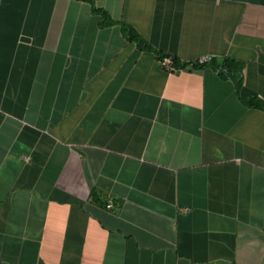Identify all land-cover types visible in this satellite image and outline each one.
Masks as SVG:
<instances>
[{
    "label": "crops",
    "instance_id": "obj_1",
    "mask_svg": "<svg viewBox=\"0 0 264 264\" xmlns=\"http://www.w3.org/2000/svg\"><path fill=\"white\" fill-rule=\"evenodd\" d=\"M254 96L264 0H0V264H264Z\"/></svg>",
    "mask_w": 264,
    "mask_h": 264
},
{
    "label": "trees",
    "instance_id": "obj_2",
    "mask_svg": "<svg viewBox=\"0 0 264 264\" xmlns=\"http://www.w3.org/2000/svg\"><path fill=\"white\" fill-rule=\"evenodd\" d=\"M104 17H105V21H104L103 25L113 24V21H111L108 16L105 15ZM122 29H123L125 36L128 38V40L130 42H135L140 49H142V50H154L152 45L143 36H141L139 33H137L133 28L129 27L126 23H122ZM156 53L160 57V59L165 60L166 58H170V59H172L173 66L178 65L179 60L176 57L171 56L170 54H167V53L159 52V51H156ZM197 63H199V62L197 61ZM199 64L204 65V66L212 65L217 71H219V73H223L224 71H226L227 73H230L233 70V66L230 65L229 61H225L222 64H216L211 59L210 61H208L206 63H199ZM249 104L251 106L264 108V101H262L261 99H259L256 96L251 98V100L249 101ZM94 197L96 199L95 193H94Z\"/></svg>",
    "mask_w": 264,
    "mask_h": 264
},
{
    "label": "built area",
    "instance_id": "obj_3",
    "mask_svg": "<svg viewBox=\"0 0 264 264\" xmlns=\"http://www.w3.org/2000/svg\"><path fill=\"white\" fill-rule=\"evenodd\" d=\"M211 60V57H209V56H203V57H200L197 61L199 62V63H206V62H208V61H210ZM165 63H167L168 64V68H169V70H172L173 69V62L171 61V59H166L165 60ZM110 206V205H109Z\"/></svg>",
    "mask_w": 264,
    "mask_h": 264
}]
</instances>
